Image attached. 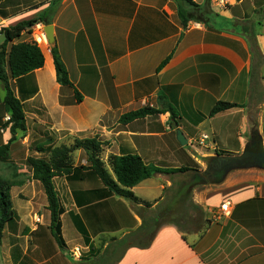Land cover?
<instances>
[{
	"label": "crops",
	"instance_id": "obj_1",
	"mask_svg": "<svg viewBox=\"0 0 264 264\" xmlns=\"http://www.w3.org/2000/svg\"><path fill=\"white\" fill-rule=\"evenodd\" d=\"M53 1L0 0V30L44 15ZM193 1L211 16L184 28L173 0H60L50 15L55 44L40 45L44 67L12 81L25 113L22 145L34 143L40 157L50 148L95 139L102 144V160L137 154L148 164L190 169L155 174L131 191L138 206L148 203L153 209L166 201L161 194L173 197L171 205L185 202L190 194L204 213L205 229L183 233L175 224H165L149 248L127 249L119 264H264V174L242 170L264 152V0ZM32 34L23 33L15 43L32 41ZM54 46L73 87L58 83ZM5 96L0 82V132L7 144L11 113L3 106ZM220 101L239 107L211 117ZM145 107L166 111L121 123L122 116ZM174 121L186 146L177 140ZM76 153L81 157L83 152ZM223 159L229 169L215 174L211 164ZM81 162L86 165V157ZM88 174L82 171L80 179ZM187 179L193 182L186 184ZM53 183L65 210L62 222L69 209L83 220L81 212L87 210L93 223L105 214L112 218L109 211L94 212L104 208L101 203H77L65 177ZM95 183L105 190L99 178ZM224 203L231 204V213L217 218ZM134 218L136 231L142 220ZM34 230L33 254L20 245L17 264H49V253L59 259L56 264H73L49 228ZM12 247L7 264H15Z\"/></svg>",
	"mask_w": 264,
	"mask_h": 264
},
{
	"label": "trees",
	"instance_id": "obj_2",
	"mask_svg": "<svg viewBox=\"0 0 264 264\" xmlns=\"http://www.w3.org/2000/svg\"><path fill=\"white\" fill-rule=\"evenodd\" d=\"M173 1L176 5L180 23L184 28H186L192 21H209L211 16L209 10L198 5L193 0ZM58 3H60V0H54L47 13L39 16L38 18L21 22L15 26L4 27L0 30V35H3L5 38L4 43L0 45V82L3 83L6 90L3 106L6 111L11 113L10 120L8 122L11 134H16L18 131H26L23 104L13 92L12 81L26 76L35 70L43 68L45 64L43 52L34 40L19 43H15V41L20 39L25 32L32 34V30L37 24L41 23L45 26L51 25L52 22L50 15L53 14V11H55ZM52 54L58 83L62 86L73 87L67 68L63 63L59 50L56 46L52 48ZM170 58L171 56L163 62L161 67L166 65ZM237 107H239L237 104L220 101L213 107L210 112V116L213 117L219 113ZM165 111L166 110H156L145 107L122 116L120 121L123 124H128L148 116L162 114ZM167 111H170L173 119H176V114L172 107H169ZM9 149V144L0 148V157L3 161L8 160ZM251 149L256 151L255 146ZM78 150H81L86 154L87 161V165L81 166V169H79L80 171H90L95 174V177L97 176L103 183L108 194L110 193L111 195L131 200L135 203H139V200L136 198L131 189L152 178L155 174L185 173L190 170L188 168L169 169L154 164H148L137 154H127L121 156H110L108 158V165L115 176V178H113L101 159L102 145L95 139L78 140L71 147L63 146L55 149L50 148V157L48 160L29 159L33 179L42 185L47 197L48 210L51 215V234L61 249L65 248L61 221L65 210L59 201L53 180L56 177L70 176L73 174V170L70 167L72 160L71 157L72 154ZM216 181V183H219L220 177H218ZM11 189L12 185L9 182L0 179V247L4 237V230L7 224L14 220L15 216ZM107 193H105L104 196H107ZM190 197V194L186 195L185 201H187ZM145 205L148 208L153 206L148 203ZM193 205L194 209L198 213L202 214V219L204 221V213L202 209L195 204ZM175 209L173 206L168 205L166 208H163V210L156 212L154 217L151 219L140 214V217L143 220V226L123 239L121 244L126 246V249L131 247H138L142 249L149 248L160 227L165 224H170L166 221L165 217L168 215L175 216L182 214L180 211ZM140 211L142 212V210ZM204 224L207 225L205 221ZM79 226L81 231L84 233L82 225L80 224ZM144 237H148V241L144 244H140L139 241Z\"/></svg>",
	"mask_w": 264,
	"mask_h": 264
},
{
	"label": "rangeland",
	"instance_id": "obj_3",
	"mask_svg": "<svg viewBox=\"0 0 264 264\" xmlns=\"http://www.w3.org/2000/svg\"><path fill=\"white\" fill-rule=\"evenodd\" d=\"M0 41H4V37H0ZM251 117L255 119L256 116L252 114ZM25 132L26 131H18L16 134H11L7 143L10 148L8 153L9 158L7 161H3L0 157V179L12 185L11 194L15 212L14 220L7 225L4 242L2 241L3 245H1L2 248L0 247L2 264H7L6 257L9 254L11 246H13L12 253L15 264L20 260V258H18L19 252H22L20 245H23L24 249L27 248L29 255L33 254L34 246L30 237L37 233L35 230L32 231L36 226H40L41 229L46 232L49 228L50 232L51 215L48 210L47 197L42 185L34 181L32 169L29 165V159L42 158L48 160L50 151L48 149L45 154L40 157V155L35 154L37 148H35L34 143L30 142L29 144L27 143V145H22V141L26 136ZM255 135L254 132L253 136ZM3 136L4 134L0 132V148L6 145ZM243 136L245 135L243 134ZM75 152L72 154L70 165L73 174L60 178L63 180V177H65L69 185L73 188V194L75 195V199H77V203H80L81 206L87 204H92V206H94L95 204L101 203L104 205V208L96 209L94 212L106 210L110 212L112 218H110V216L106 217L107 214H105V218L99 219L93 223L92 217H88L87 210L82 211L83 213L80 211L84 218L83 220L80 216H75L74 211L69 209V212L63 219L64 223L62 222L64 224L62 236L64 230L65 238L63 236V239L65 248H59V250L62 251L66 260L73 264H119V261L127 250L126 246L121 244V242L135 232L133 231L135 214L138 215L141 220L140 214L151 219L156 212L174 203L170 201L173 200V197L167 196V194H163L162 196L161 194L163 200L166 199V201H161L160 205L153 209V207L148 208L146 205L138 206V203L131 200L123 199L111 195L110 193L108 194L103 187L96 186L95 180L97 181L98 177L96 176V179L95 174L91 173L90 175H86L85 180L80 179L82 171L79 169L83 166L81 165V161L86 157V154L82 151L83 153L80 157L77 155L78 153L75 154ZM226 154L233 155L229 153ZM103 162L109 173L115 178L114 173L108 165V158H105ZM250 163V168L248 167L242 170L247 172L250 170V172H261L264 174V159L262 157ZM247 164V161L241 163V165L244 166ZM206 165L207 168L210 166L209 163ZM211 165V170L215 172V174L221 173V175L227 172L230 167L226 159L220 160L219 162L216 161ZM92 176L95 179H93ZM56 181H60V179H56ZM192 182L191 179L186 180V184L190 185ZM154 183L157 184V179L154 180ZM105 193H107V196H104ZM154 193L156 195L158 191L156 190ZM152 196L153 195L150 197ZM171 206L175 207L176 209H174L180 211L182 214L175 216L168 215L165 219L170 224H175L181 232H202L205 229L206 225L202 219V214L194 209V205L190 198L185 202L173 204ZM140 210H142V212ZM80 224L82 225L84 233L79 228ZM138 229H136V231ZM19 234L21 238H18ZM26 238L28 240L27 243ZM146 241H148V237L142 238L139 243L144 244ZM49 256H51V262L49 264H56L59 260L54 253H49ZM24 263L26 262L24 261Z\"/></svg>",
	"mask_w": 264,
	"mask_h": 264
},
{
	"label": "built area",
	"instance_id": "obj_4",
	"mask_svg": "<svg viewBox=\"0 0 264 264\" xmlns=\"http://www.w3.org/2000/svg\"><path fill=\"white\" fill-rule=\"evenodd\" d=\"M219 2H223V0H218ZM33 40L34 42H36L39 47L40 45H42L43 43H49L48 39H47V35L45 32V25L43 24H37L34 28H33ZM10 120V118H8V121ZM203 139H206L205 136H203ZM203 139L201 140L200 144L202 145L203 143ZM231 213V204L230 203H224L220 206V209L218 211V216L219 217H223V216H228Z\"/></svg>",
	"mask_w": 264,
	"mask_h": 264
},
{
	"label": "water",
	"instance_id": "obj_5",
	"mask_svg": "<svg viewBox=\"0 0 264 264\" xmlns=\"http://www.w3.org/2000/svg\"><path fill=\"white\" fill-rule=\"evenodd\" d=\"M45 32L47 35V39L50 45L55 44V37H54V27L53 25H46L45 26ZM177 123L176 121L173 122V128L177 131V140L182 146L187 145V140L183 133L177 128ZM262 157L264 159V152H262ZM232 167H236V164H232Z\"/></svg>",
	"mask_w": 264,
	"mask_h": 264
}]
</instances>
